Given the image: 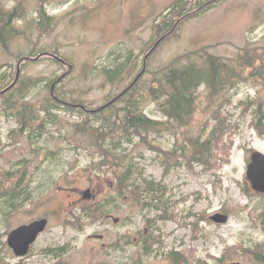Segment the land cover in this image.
Segmentation results:
<instances>
[{"label": "rangeland", "instance_id": "rangeland-1", "mask_svg": "<svg viewBox=\"0 0 264 264\" xmlns=\"http://www.w3.org/2000/svg\"><path fill=\"white\" fill-rule=\"evenodd\" d=\"M178 1L0 0V7L20 5L23 13L14 20L18 31L4 36L7 46L0 42V90L16 81L20 69L17 89L2 94L0 104V264H264V195L247 180L252 154H264V130L257 125L264 79L253 75L264 65V0H224L184 23L148 59L137 100L146 101L143 114L160 123L145 140L159 150L140 138L131 145L127 136L116 135L126 151L117 152L112 168L102 164L101 155L114 137L97 142L83 128L86 113L62 109L54 112L56 122L46 123L50 90L65 73L56 92L88 110L125 90L160 40L154 25ZM43 9L52 23L48 31L39 24ZM43 53H58L68 65L39 58ZM241 57L253 66L242 67ZM23 58L31 60L21 63ZM177 58L182 66L208 71L209 59L217 60L229 84L218 98L203 85L185 127L164 116L165 97L148 98L155 73ZM227 67L237 72L232 79ZM119 68L110 82L105 71ZM9 100L14 110H7ZM27 105L34 111L32 128H42L34 139L19 121ZM219 114L230 128L223 133L228 145L233 142L230 163L220 161L218 169L206 171L193 161L195 142L209 136ZM124 170H130L131 183H141L142 173L161 188L121 195L116 185ZM11 195L16 201L8 202ZM217 213L230 221L215 224L210 217ZM41 218L49 219L46 231L26 257L15 256L10 233ZM254 251L261 261L250 255ZM173 253L181 255L179 263L170 258Z\"/></svg>", "mask_w": 264, "mask_h": 264}, {"label": "trees", "instance_id": "trees-1", "mask_svg": "<svg viewBox=\"0 0 264 264\" xmlns=\"http://www.w3.org/2000/svg\"><path fill=\"white\" fill-rule=\"evenodd\" d=\"M224 0H181L176 2V4L170 9L168 14L164 17L162 22H159L154 25V29L156 34L160 37V44L165 43L166 41L176 37L181 26L189 20H193L201 17L207 11L217 7ZM23 15L21 6H16L10 10H6L3 7H0V42L7 46L6 42H8V37H4L5 34H9L10 36L14 35L13 32H17L18 30L14 26V20L20 18ZM41 21L39 22L41 29L47 30L51 28L52 23L51 19L46 15L45 10H42L41 13ZM51 24V25H50ZM158 41V42H159ZM157 42V43H158ZM157 43L152 48V50L148 53L150 54L149 58L154 54V52L158 49L160 44L157 46ZM40 54L38 57L43 58L46 55ZM58 54V53H57ZM56 54V55H57ZM147 56V55H146ZM27 59L23 58L21 63L26 61ZM181 58L175 59L168 66H166L163 70H160L155 73V77L153 83L155 87H151L148 95V98H153L156 101H160L162 97L166 98L164 104H160L161 108L165 113V117L168 118L170 122H176L181 127H185L194 116L196 112L197 106V93L199 89L206 85L208 88L212 90L213 97L218 98L219 94L223 89L227 88L229 84L222 77V67L219 61H215L214 59H209V63L212 66L211 70H206L202 68H198L195 64L189 63L188 65H181ZM242 67L253 66L250 59H246L241 57ZM124 64V63H123ZM241 67V68H242ZM126 70V67L124 68ZM119 70H107L105 73L108 75V79L110 82H114L115 79L120 74ZM226 73L228 75V79H232L237 72L231 70L227 67ZM254 77L264 79V65L255 69L253 72ZM15 81L7 83L1 90L0 93L9 89ZM5 92V94L17 89V85ZM136 89V88H135ZM4 95V94H3ZM2 95V96H3ZM7 110H14L15 104L13 106V102L7 101L5 102ZM146 101H142L140 103L137 100V94L134 93L131 96V100H128L122 107L113 108L109 111H102L91 115L90 113H86L82 110H76L78 113H86L87 120L85 121L84 130L91 132V136L96 139V141H107L106 137L111 135L113 136V141L117 139L118 136H127L125 142H128L131 145L135 144V139L140 138L143 142L142 144L150 146L154 151L159 150L157 147L153 146L152 143L146 142L145 140L148 138V135L158 130L159 122L153 120L146 115L143 114V110H145L144 105ZM61 108L56 105L50 104L45 108L46 111V121L54 123L57 121L58 116L54 114V110H60ZM69 112H75L74 109L68 108L66 109ZM34 112V111H33ZM27 105L24 107L23 112L19 114V121L21 125L25 122L33 123L34 121V113ZM258 114V123L264 130V111L259 110ZM11 116V115H10ZM98 123V127H94L95 124ZM227 126V121L222 119V115L219 114L217 116V125L213 128L209 136L205 140L199 139L195 142L194 147V155L193 161L198 165L205 166L206 171H212L218 169V164L220 161H224L225 164L230 163V150L233 146V142L230 144L224 139V131ZM227 130V132L229 131ZM264 134V132H263ZM90 135V134H89ZM218 135L217 139L215 137ZM215 144V152L212 155L213 146L212 143ZM104 145H102L103 147ZM105 147V146H104ZM217 149L219 153H216ZM126 151L122 145V141L116 140L114 143L112 142L111 148L109 147L106 150L105 154H102V160L104 166H111L112 168L115 166L116 162L113 158L116 157L117 152ZM133 163V161L131 160ZM119 166V165H117ZM124 170L117 177V189L121 195H126L127 193H135L136 191L140 192L141 195L144 196L146 192L155 193L158 189L161 188V184L156 182H150L146 178H143V174H139L137 176L138 181H142L138 185L132 182V178L130 177V170ZM149 188V189H148ZM154 195V194H152ZM8 202L16 201L14 196L8 197ZM251 256L256 260H260L262 255H259L257 252H251ZM180 254L173 253L170 255V258L174 263L180 262ZM261 261V260H260Z\"/></svg>", "mask_w": 264, "mask_h": 264}, {"label": "water", "instance_id": "water-1", "mask_svg": "<svg viewBox=\"0 0 264 264\" xmlns=\"http://www.w3.org/2000/svg\"><path fill=\"white\" fill-rule=\"evenodd\" d=\"M160 42L161 41L157 43V46L160 44ZM154 50L155 48L152 50V52ZM150 54H148L145 57V65L143 69L144 73L147 70L146 64ZM71 69L72 68H70V70ZM19 78H20V69L18 71L15 83L9 89L1 92L0 95H2L8 90H11L16 85ZM247 179L252 184V188L256 193L264 194V154L263 153L256 151L252 154V161L248 165V169H247ZM90 197H91L90 190H88L84 193V199L88 200L90 199ZM211 220L217 225H225L230 221V217L225 214L217 213L211 217ZM113 221L115 224H118L120 222V219L114 218ZM48 224H49L48 219L44 218L41 220H37L31 224L20 226L17 229L13 230L9 235L8 244L10 248H12V250L14 251L15 255L17 257L26 256L29 253L31 246L38 240L40 235L47 229ZM234 264H240V263H234Z\"/></svg>", "mask_w": 264, "mask_h": 264}, {"label": "flooded vegetation", "instance_id": "flooded-vegetation-1", "mask_svg": "<svg viewBox=\"0 0 264 264\" xmlns=\"http://www.w3.org/2000/svg\"><path fill=\"white\" fill-rule=\"evenodd\" d=\"M44 55H46L45 57H49V58H53V59H55L56 61H58V62H60L61 64H63V65H68V63H67V61L65 60V59H62L60 56H58V55H54V54H44ZM40 58V57H39ZM27 60L26 61H28V60H31V58H26ZM25 62V61H24ZM23 63V62H22ZM72 68V67H71ZM144 69V68H143ZM143 69H142V71L137 75V77L134 79V81L125 89V90H123L122 92H120L118 95H116V96H114V97H111L103 106H101L100 108H98V109H96V110H88L85 106H83V105H81V104H77V103H72V102H67V101H65V97L63 96V95H59L60 94V92L58 91V92H56V90H55V88H56V86L57 85H59L62 81H64V79L67 77V74H69V73H65L64 75H62L59 79H57L56 81H55V83L53 84V88L50 90V92H51V97H50V99H51V101L54 103V105H56L57 107H59V108H61L60 110H62V109H68V108H72V109H74L75 110V112H76V110H82V111H85L86 113H90L91 115H93V114H95V113H98V112H102V111H109L110 109H113V108H120V107H122L128 100H131V96H132V94H134V93H136V94H138V92L136 91V87L138 86V84H139V82L143 79V77L146 75V72H147V70H146V72L144 73L143 72ZM142 72H143V74H142ZM56 93H57V95H56ZM59 93V94H58ZM138 97V96H137ZM2 101V95L0 96V104L2 103L1 102ZM52 103V104H53ZM60 110H54V111H52V112H58V111H60ZM35 117V116H34ZM33 117V118H34ZM46 123H51V122H47L46 121ZM35 126L36 125V123H35V121L33 122V123H30V122H25V123H23V125H21V129H22V131H24V132H27V134L29 135V136H31V139H34V137H38L37 135L39 134V132L37 131L38 130V128H39V130H41L42 131V128L41 127H39V126H36L35 127V129H33L32 128V126ZM41 128V129H40ZM0 130H1V128H0ZM248 180V179H247ZM248 182H249V180H248ZM251 186H252V184H251ZM253 189V188H252ZM258 194V193H257ZM259 195H264V194H259ZM84 197V196H83ZM214 216V215H213ZM111 217V216H110ZM109 217V218H110ZM212 217V216H211ZM211 217H210V219H211ZM41 219H44V218H41ZM41 219H38V220H41ZM46 219H48V218H46ZM35 221H37V220H35ZM35 221H33V222H35ZM48 221H49V219H48ZM33 222H31V223H33ZM30 223V224H31ZM26 225H28V224H26ZM49 225V224H48ZM48 228V227H47ZM46 231V230H45ZM44 231V232H45ZM43 232V233H44ZM42 233V234H43ZM96 239H99V240H103V237L102 236H96L95 237ZM36 243V242H35ZM34 243V244H35ZM33 244V245H34ZM9 245V244H8ZM32 245V246H33ZM32 246H31V248H30V251H31V249H32ZM10 247V246H9ZM12 249V248H11ZM13 251V250H12ZM30 251H29V253H30ZM13 253H14V251H13ZM28 253V254H29ZM15 254V253H14ZM27 254V255H28ZM26 255V256H27ZM16 256V255H15ZM26 256H23V257H19V258H24V257H26ZM210 257V256H209Z\"/></svg>", "mask_w": 264, "mask_h": 264}]
</instances>
